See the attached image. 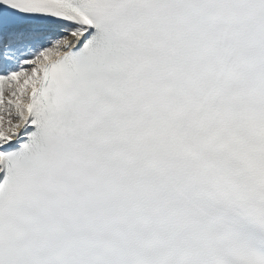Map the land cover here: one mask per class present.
Returning <instances> with one entry per match:
<instances>
[{"label":"snow or ice","instance_id":"snow-or-ice-1","mask_svg":"<svg viewBox=\"0 0 264 264\" xmlns=\"http://www.w3.org/2000/svg\"><path fill=\"white\" fill-rule=\"evenodd\" d=\"M0 264H264V0H0Z\"/></svg>","mask_w":264,"mask_h":264}]
</instances>
